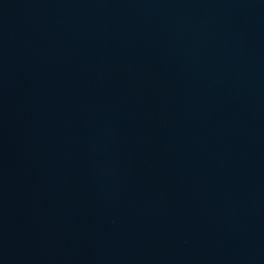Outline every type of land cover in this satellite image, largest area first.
<instances>
[{"label": "water", "instance_id": "obj_1", "mask_svg": "<svg viewBox=\"0 0 264 264\" xmlns=\"http://www.w3.org/2000/svg\"><path fill=\"white\" fill-rule=\"evenodd\" d=\"M0 264H264V0H0Z\"/></svg>", "mask_w": 264, "mask_h": 264}]
</instances>
